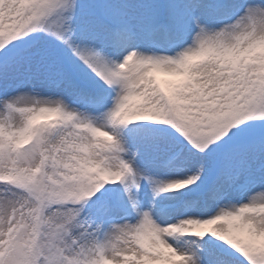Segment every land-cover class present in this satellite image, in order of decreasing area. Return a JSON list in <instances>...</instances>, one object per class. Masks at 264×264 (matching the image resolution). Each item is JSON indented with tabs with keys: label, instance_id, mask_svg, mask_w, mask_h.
Masks as SVG:
<instances>
[{
	"label": "snow or ice",
	"instance_id": "obj_1",
	"mask_svg": "<svg viewBox=\"0 0 264 264\" xmlns=\"http://www.w3.org/2000/svg\"><path fill=\"white\" fill-rule=\"evenodd\" d=\"M0 264H264V0H0Z\"/></svg>",
	"mask_w": 264,
	"mask_h": 264
}]
</instances>
